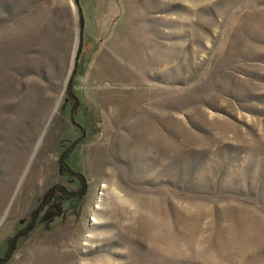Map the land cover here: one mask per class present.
<instances>
[{"label":"rangeland","instance_id":"obj_1","mask_svg":"<svg viewBox=\"0 0 264 264\" xmlns=\"http://www.w3.org/2000/svg\"><path fill=\"white\" fill-rule=\"evenodd\" d=\"M118 2L0 0L2 264H264V0Z\"/></svg>","mask_w":264,"mask_h":264},{"label":"trees","instance_id":"obj_2","mask_svg":"<svg viewBox=\"0 0 264 264\" xmlns=\"http://www.w3.org/2000/svg\"><path fill=\"white\" fill-rule=\"evenodd\" d=\"M77 6H78V11H79V20H80V34H81V43L83 41V34H84V18L82 16L81 13V9L79 7V1L75 0ZM84 51L82 49L79 50V55L77 57V61H76V69L74 70V75L72 78V82L75 79V76L78 73V69L80 68V58L82 57ZM72 85H70V87L68 88V94L69 95H73L74 93L72 92ZM72 119L74 120L75 117L74 115H72ZM78 140V141H77ZM74 143L73 149L75 148V146L81 141L83 140V135L82 137H80L79 139H77ZM66 152H71L70 149L66 150L65 152L62 153V157L66 156ZM65 168H67V170H69L71 173L73 174H77L76 171H74L73 169H71L68 165L65 166ZM60 193L61 194V200L65 201V200H70V201H75L78 197H81L79 194H73L71 192H68L64 187L61 186H55L52 188L47 200L45 203H43L40 207H38L36 210L33 211V213L31 214V216L33 217V222L31 225H29L27 227V231H24L23 233H29L31 232V229L34 228V226L37 224L38 218L40 217L41 214V210L45 209L48 206H52L55 204L56 199H57V194ZM22 235V233H17L14 237L9 238L7 241V250L6 253L3 257H0V264L5 263L12 255L13 251L16 249V242L18 241V239L20 238V236Z\"/></svg>","mask_w":264,"mask_h":264},{"label":"crops","instance_id":"obj_3","mask_svg":"<svg viewBox=\"0 0 264 264\" xmlns=\"http://www.w3.org/2000/svg\"><path fill=\"white\" fill-rule=\"evenodd\" d=\"M111 4H112V6L114 5L116 13L118 11L120 12L118 0H113V2ZM91 5L93 6V9L90 8ZM112 6H110V8H109V4L106 0H87V3L85 4V8L81 6L80 9H81V13H86L85 12L86 9L87 10H94V11L100 10V13L103 15V14H107L110 10H112L111 9ZM117 9H118V11H117ZM82 16H83V14H82Z\"/></svg>","mask_w":264,"mask_h":264},{"label":"water","instance_id":"obj_4","mask_svg":"<svg viewBox=\"0 0 264 264\" xmlns=\"http://www.w3.org/2000/svg\"><path fill=\"white\" fill-rule=\"evenodd\" d=\"M80 27V26H79ZM79 38H80V33H79ZM79 40V39H78Z\"/></svg>","mask_w":264,"mask_h":264}]
</instances>
